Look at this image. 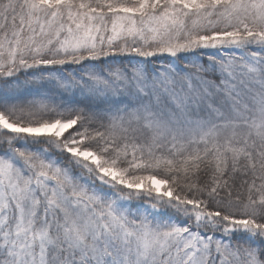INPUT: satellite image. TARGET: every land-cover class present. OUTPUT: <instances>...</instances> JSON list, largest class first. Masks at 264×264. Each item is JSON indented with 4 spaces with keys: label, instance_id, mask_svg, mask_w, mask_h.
Returning <instances> with one entry per match:
<instances>
[{
    "label": "snow or ice",
    "instance_id": "snow-or-ice-1",
    "mask_svg": "<svg viewBox=\"0 0 264 264\" xmlns=\"http://www.w3.org/2000/svg\"><path fill=\"white\" fill-rule=\"evenodd\" d=\"M0 264H264V0H0Z\"/></svg>",
    "mask_w": 264,
    "mask_h": 264
}]
</instances>
